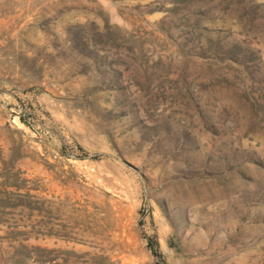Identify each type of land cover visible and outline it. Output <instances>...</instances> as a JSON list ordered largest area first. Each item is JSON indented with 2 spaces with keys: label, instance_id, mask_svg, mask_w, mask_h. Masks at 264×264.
Instances as JSON below:
<instances>
[{
  "label": "rangeland",
  "instance_id": "rangeland-1",
  "mask_svg": "<svg viewBox=\"0 0 264 264\" xmlns=\"http://www.w3.org/2000/svg\"><path fill=\"white\" fill-rule=\"evenodd\" d=\"M0 264H264V0H0Z\"/></svg>",
  "mask_w": 264,
  "mask_h": 264
}]
</instances>
